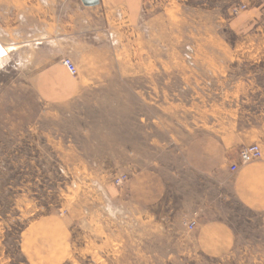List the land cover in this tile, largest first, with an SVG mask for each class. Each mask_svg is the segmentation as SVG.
<instances>
[{
  "label": "rangeland",
  "instance_id": "374dc122",
  "mask_svg": "<svg viewBox=\"0 0 264 264\" xmlns=\"http://www.w3.org/2000/svg\"><path fill=\"white\" fill-rule=\"evenodd\" d=\"M67 22L98 57L51 36ZM0 44V264H264V212L229 194L234 247L212 256L190 194L174 203L208 182L192 137L239 130L264 152V0H0ZM141 170L165 177L154 209L128 201Z\"/></svg>",
  "mask_w": 264,
  "mask_h": 264
},
{
  "label": "crops",
  "instance_id": "0c3cea01",
  "mask_svg": "<svg viewBox=\"0 0 264 264\" xmlns=\"http://www.w3.org/2000/svg\"><path fill=\"white\" fill-rule=\"evenodd\" d=\"M37 16L40 17L38 13L34 14V17ZM67 25L65 31H61L59 35H53L55 32L53 29L51 36L69 43L70 46L80 45L86 60L90 59L91 52H94L93 55L96 57L101 54L91 45L88 47L84 44L88 37L85 33L77 32L75 23L67 22ZM67 53L78 62L81 60L82 54ZM63 55L65 54L60 57ZM103 59L107 61L108 55ZM251 136L252 134H244L239 130L227 136L201 133L192 137L186 145L184 156L188 169L205 177L208 182L201 187L200 184L190 181L184 192H179L175 186L174 203L179 205V194L186 197L189 193L187 200L181 198L182 203L198 206L189 209L190 214L187 218L197 220V226L189 232V240L203 253L220 256L230 252L234 247L235 233L229 221L222 216L229 209L227 202L229 194L246 210L264 212L263 148L261 147L263 154L261 159L252 161L237 171L232 172L229 169L230 164L238 159L239 149L253 140ZM132 174L126 184L128 201L139 209H154L161 205L168 192L163 174L156 170L155 172L141 170Z\"/></svg>",
  "mask_w": 264,
  "mask_h": 264
},
{
  "label": "built area",
  "instance_id": "2783aa9c",
  "mask_svg": "<svg viewBox=\"0 0 264 264\" xmlns=\"http://www.w3.org/2000/svg\"><path fill=\"white\" fill-rule=\"evenodd\" d=\"M63 65L69 70L71 74L75 75V73H77V67L70 58H66L63 61ZM238 155V159L229 166L230 170L232 171H236L240 167L247 165L249 162L259 160L263 156L262 149L258 143H252L248 144V146H242L239 149ZM195 224V221H190L188 223L189 229H193Z\"/></svg>",
  "mask_w": 264,
  "mask_h": 264
},
{
  "label": "water",
  "instance_id": "95a60500",
  "mask_svg": "<svg viewBox=\"0 0 264 264\" xmlns=\"http://www.w3.org/2000/svg\"><path fill=\"white\" fill-rule=\"evenodd\" d=\"M84 5H95L99 2V0H82Z\"/></svg>",
  "mask_w": 264,
  "mask_h": 264
},
{
  "label": "bare ground",
  "instance_id": "6f19581e",
  "mask_svg": "<svg viewBox=\"0 0 264 264\" xmlns=\"http://www.w3.org/2000/svg\"><path fill=\"white\" fill-rule=\"evenodd\" d=\"M0 45H2V44H0ZM5 52V49H3L1 46H0V54H2V53H4ZM3 60L4 59H2V58H0V64H2L3 63ZM230 169V168H229ZM238 170V169H237ZM236 170V171H237ZM232 171V170H231ZM233 172V171H232ZM191 221H195L196 222V224H195V226L193 227V229L197 226V220H191ZM190 222V221H189ZM188 222V223H189ZM189 227V226H188Z\"/></svg>",
  "mask_w": 264,
  "mask_h": 264
}]
</instances>
